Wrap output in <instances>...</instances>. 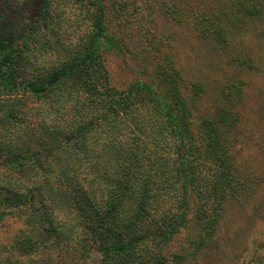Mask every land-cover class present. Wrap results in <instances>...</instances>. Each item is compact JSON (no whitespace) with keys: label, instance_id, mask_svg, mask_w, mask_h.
<instances>
[{"label":"trees","instance_id":"trees-1","mask_svg":"<svg viewBox=\"0 0 264 264\" xmlns=\"http://www.w3.org/2000/svg\"><path fill=\"white\" fill-rule=\"evenodd\" d=\"M0 73L44 100L4 125L1 212L39 203L60 264L97 235L103 264H222L264 202V0H0Z\"/></svg>","mask_w":264,"mask_h":264},{"label":"rangeland","instance_id":"rangeland-1","mask_svg":"<svg viewBox=\"0 0 264 264\" xmlns=\"http://www.w3.org/2000/svg\"><path fill=\"white\" fill-rule=\"evenodd\" d=\"M17 8L18 6L14 5L12 11L17 13ZM179 49L185 53L188 48L180 47ZM108 58L113 70H117L120 66L119 58L114 55ZM4 77L0 73V178L3 177L2 179L7 180L9 177L14 179L13 171L19 169L15 163H6L9 151L5 145L11 137V131L3 129L9 122L42 121L40 116L34 115L33 112L43 106L44 100L31 97L23 90L3 88L1 81L5 79ZM13 107L16 113L12 111ZM22 113L29 116L30 119L26 120ZM257 175L264 179V165L257 171ZM2 194L3 196L8 195L6 192ZM39 207V203H36L32 214L19 210V213L7 216L8 214L1 212L3 207L0 206V264H60L57 244L61 241H54L48 226L37 220ZM238 222L241 233L234 238L232 249L223 252L221 258L219 256V259H224L222 264H264V202H261L260 199H253V209L238 211ZM29 233L30 236L36 237L40 241L35 248L29 245L27 239ZM234 234L235 232H232L230 236L233 237ZM48 236L50 237L49 243L56 244L51 249L45 246ZM104 237L97 235L92 239L95 250L88 254L89 256L87 255V259L85 258L83 262L79 261L78 264H103V256L98 249L101 247ZM14 238V243H12ZM47 254L48 258L36 259ZM52 258H56L58 261H52Z\"/></svg>","mask_w":264,"mask_h":264}]
</instances>
